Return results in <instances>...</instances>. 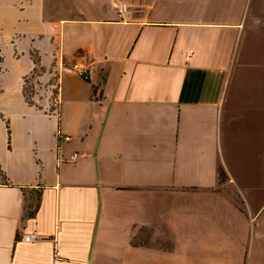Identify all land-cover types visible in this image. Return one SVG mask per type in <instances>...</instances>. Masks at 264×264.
Listing matches in <instances>:
<instances>
[{
    "label": "crops",
    "instance_id": "crops-1",
    "mask_svg": "<svg viewBox=\"0 0 264 264\" xmlns=\"http://www.w3.org/2000/svg\"><path fill=\"white\" fill-rule=\"evenodd\" d=\"M0 50V264H264V0H0Z\"/></svg>",
    "mask_w": 264,
    "mask_h": 264
},
{
    "label": "built area",
    "instance_id": "built-area-1",
    "mask_svg": "<svg viewBox=\"0 0 264 264\" xmlns=\"http://www.w3.org/2000/svg\"><path fill=\"white\" fill-rule=\"evenodd\" d=\"M115 8H116L115 9L116 10V14H117V16L119 18L123 17V15L126 13V9H127L126 6H122L121 5V6H116ZM64 70L74 72L75 74H77L82 79L88 80L87 75H86V73H87L86 69L83 66H81V65H79L77 63L72 64V65L70 64L69 66L64 67ZM59 137L63 141H68L69 138H70L69 136H66V135L64 136V135H61V134H59ZM22 240L24 242H32V241L36 240V236H35L34 233H30V234H27V235L23 236Z\"/></svg>",
    "mask_w": 264,
    "mask_h": 264
},
{
    "label": "rangeland",
    "instance_id": "rangeland-1",
    "mask_svg": "<svg viewBox=\"0 0 264 264\" xmlns=\"http://www.w3.org/2000/svg\"><path fill=\"white\" fill-rule=\"evenodd\" d=\"M32 88H33V83L31 82V80L30 79H26V82H25V84H24V88H23V94H24V96L27 98V99H31V97H32ZM1 169V168H0ZM223 173V172H222ZM224 175V174H223ZM2 180H3V175H2V171L0 170V182H2ZM264 200H262L261 202H260V206L262 205V202H263ZM262 211H263V214H262V216H263V219H264V208L263 209H261ZM177 257V264H182V263H184V260H183V256H180V255H177L176 256ZM145 261H146V258H145ZM160 264H167V260L166 259H164L163 257L160 259Z\"/></svg>",
    "mask_w": 264,
    "mask_h": 264
},
{
    "label": "trees",
    "instance_id": "trees-1",
    "mask_svg": "<svg viewBox=\"0 0 264 264\" xmlns=\"http://www.w3.org/2000/svg\"><path fill=\"white\" fill-rule=\"evenodd\" d=\"M1 50H0V71H1V61H2V57H1ZM3 175V174H2ZM220 178H222L223 176V173L219 170V175H218ZM37 210V207H35L31 212L28 213V215H33Z\"/></svg>",
    "mask_w": 264,
    "mask_h": 264
}]
</instances>
